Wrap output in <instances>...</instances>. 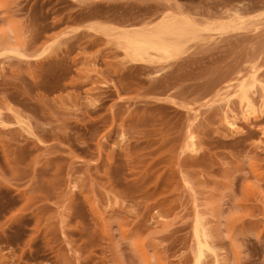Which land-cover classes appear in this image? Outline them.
Listing matches in <instances>:
<instances>
[{
  "label": "rangeland",
  "instance_id": "rangeland-1",
  "mask_svg": "<svg viewBox=\"0 0 264 264\" xmlns=\"http://www.w3.org/2000/svg\"><path fill=\"white\" fill-rule=\"evenodd\" d=\"M163 20L197 36L134 58ZM197 226L264 264V0H0V264H195Z\"/></svg>",
  "mask_w": 264,
  "mask_h": 264
},
{
  "label": "bare ground",
  "instance_id": "bare-ground-1",
  "mask_svg": "<svg viewBox=\"0 0 264 264\" xmlns=\"http://www.w3.org/2000/svg\"><path fill=\"white\" fill-rule=\"evenodd\" d=\"M223 29L226 30L228 25L220 24ZM219 27V25H218ZM219 29V28H218ZM133 32V33H131ZM125 34V33H124ZM121 36V42L124 44L125 49L129 50L132 56L136 59H142L148 57L149 55H161L163 59L172 58L183 51L184 44L188 39H192L197 36V29L185 21H170L166 20L159 23L154 29L148 31H130L126 32L125 35ZM160 57V56H159ZM161 57V58H162ZM251 76V81L248 84L242 83L238 85L239 89V99L244 102L243 112L245 115H249L253 109L252 103L249 101V92L256 86L258 79L255 76L256 71H253ZM189 147L193 149L194 141L190 136ZM198 227V226H197ZM200 228H195V235L197 238L198 248L196 255V263L200 264L205 258L206 252H209L213 258V264H217V255L210 250V246L205 237V235L199 230ZM204 237V238H203ZM204 241H201L202 239Z\"/></svg>",
  "mask_w": 264,
  "mask_h": 264
}]
</instances>
